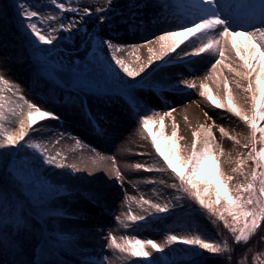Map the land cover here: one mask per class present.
Masks as SVG:
<instances>
[{
  "label": "rangeland",
  "instance_id": "1",
  "mask_svg": "<svg viewBox=\"0 0 264 264\" xmlns=\"http://www.w3.org/2000/svg\"><path fill=\"white\" fill-rule=\"evenodd\" d=\"M33 1L36 2L37 9L45 16L59 12L51 4V0ZM133 1L113 0L109 11L97 13L98 7H108L107 0H75L71 6L81 9L90 6L93 15L85 17L87 23H83L82 27L78 26L70 32H57L59 35L68 37L61 47L66 58L72 62H79L92 52L98 42L103 54L111 60L113 50L102 43L111 40L114 44L125 46L122 51L116 52V55L124 59L133 69H138L141 64L147 63L150 56L147 49L152 45L138 47L135 52L131 46L144 45L146 41L158 37L156 34L162 30L177 29L193 22L198 15V10L192 6L191 0H174L180 3L181 10L177 13L172 8H164L169 0H149L143 5L136 2L138 7L127 6L129 3L133 4ZM256 1L254 4L259 5V0ZM235 3H242V0H235ZM240 10L244 9L237 10L234 15L230 9H227L229 16L232 17L231 20L239 18L237 13ZM81 16H84L82 11L79 15L67 12L61 16V19L67 21L76 17L79 20ZM97 16H107V19L101 23ZM8 18L9 14H3L0 10V75H4L12 84L18 85L19 92L28 101L60 116V120H54L52 129L42 130L39 136L40 141L45 144L49 155L55 156L59 151L66 165L76 164L80 168V171L76 172L68 167L55 169L49 167L42 173L47 180L65 190V194L54 202V207L60 210L59 234L62 238L76 241L80 247L78 250L59 249L58 257H51L44 264H69L70 262L74 264H147V261L143 259L130 256L121 259L118 252L107 248L105 238L111 232L118 241L121 237H135L163 244L166 239L163 221H172L184 210V208L173 207L169 199L172 194L177 193V190L169 185L172 183L179 185L178 181L174 179L171 171H146L143 168L134 167L136 163L152 167L154 147L149 138L145 139L141 135L140 126L132 116L130 107L122 100L87 95L83 101L57 103L51 100L44 101L33 93L30 60L26 58L24 48L14 38L15 27L8 22ZM47 24L58 27L59 21H48ZM232 24H235L232 27L236 30L251 28L254 24H259V14ZM245 39L246 37H240L241 41ZM190 46L191 41H187L181 48ZM154 49L159 51L157 47ZM177 51L179 52L180 49ZM137 55L140 57L139 61L136 59ZM226 56L228 59L225 63L238 62L234 52L229 51ZM217 58L210 54H203L201 57L181 60L173 53L165 57L164 61H156L150 67H146L139 77L132 80L135 86H139L138 96L142 99V103L158 113L154 117L157 123L166 111L175 109L172 117L164 118L163 125L165 131L172 134L173 117L175 118V123L179 125V136L184 138L179 140L181 156L191 154L192 133L198 130L201 124L208 127L215 121L212 131L216 142L225 150L222 160L231 158L235 161L241 157V154L246 157L250 150V148L242 147L247 142L245 138L250 135L248 125L229 112L227 107L216 108L206 97L199 96V91L202 90L199 87L187 89L179 83L182 79L194 80L197 85L201 82L207 83L214 99L226 104V91L223 84L217 87L216 74L211 73V64ZM53 73L66 81L71 77L59 65L55 66ZM223 74L227 75L230 81L232 80L233 74L227 69H224ZM206 75L212 78L204 79ZM243 83L246 86L247 82ZM231 87L235 98L234 103L251 114V94H245L242 89H237L234 83ZM12 91L17 90L13 88ZM197 101L202 120L191 112L180 111L183 107H188ZM88 113H91V116ZM220 126H223L231 136L239 139L240 145H236L228 137H222L219 132ZM77 139L80 141L79 144L76 143ZM259 147L260 145L257 144L258 149ZM126 152H130V156L126 160V166L119 169L123 176V186H121V182H118L115 177L117 168H113L112 165L102 168L99 164L113 157L119 158ZM24 157L33 158L34 152L30 148H25L17 155L18 159ZM34 164L41 167L42 163L37 158ZM232 167H235L234 163L223 165L226 172H230ZM251 170L252 162L248 160L244 171L250 174ZM161 180L165 183H160ZM243 180V176L237 175L232 183L243 182ZM149 181H155V183ZM70 195L78 197L77 201H69ZM132 197H135V200H132ZM141 197L153 203L167 204L169 211L157 213L148 205H144V209H147L144 211L139 204ZM129 209L132 214L143 215L146 219L135 223L128 222L130 226L123 227L116 217L126 220L125 214ZM23 215L25 224L16 232L12 233L11 228L0 227V240L3 241L0 244V264H17L15 255L16 257L25 256L31 264H34L36 249L44 240L43 228L35 218L28 217L24 213ZM17 235L20 238L14 245L20 249L19 254L13 252V244L10 243L12 237ZM148 250L152 251L150 259L157 264H172L175 253L180 256L188 253V248L179 242L165 247L162 253L155 252L150 247Z\"/></svg>",
  "mask_w": 264,
  "mask_h": 264
},
{
  "label": "snow or ice",
  "instance_id": "2",
  "mask_svg": "<svg viewBox=\"0 0 264 264\" xmlns=\"http://www.w3.org/2000/svg\"><path fill=\"white\" fill-rule=\"evenodd\" d=\"M74 2L75 0H51V4L59 12L55 15L47 16L29 4L27 0H16L15 8L17 14L21 17L24 27L34 37L35 42L42 45H52L57 40V36L54 33L58 31L70 32L72 29L78 28V26L82 27L83 23H87L85 17L93 15L90 6H85L81 9L71 6ZM191 3L198 10V15L193 22L182 25L177 29L165 31L153 40L146 41L144 45L131 46L135 52L138 47L159 44V51L153 47H148L149 59L146 64H141L138 69H133L124 59L116 55V52L122 51L125 46L114 44L111 40H106L102 43L113 50L111 60L114 64L128 78L133 80L139 77L146 67H150L156 61H164L165 57H169L173 53L181 60L190 57H201L203 54L218 57L211 64V73L216 74L217 87L221 83L223 84L226 91V104L214 99L207 83L201 82L197 85L194 80L188 79H182L179 83L183 84L187 89L199 87L202 89L199 91V96L206 97L216 108L223 109L227 107L229 112L248 125L250 135L245 138L247 142L242 145L243 148H250L247 157L245 158L241 154V157L235 161L231 158L222 160L225 156V150L216 142L215 134L212 131L215 121H213L212 126L208 127L201 124L199 129L192 133L191 154L181 156L179 154L178 141L184 138L179 136V125L175 123V118L173 117L174 131L171 137L168 138L172 141L169 148L162 149L157 134L150 133L152 145L159 157L162 158L163 166L153 169L144 164L136 163L134 167L136 169L143 168L146 171H171L174 179L179 181V185L172 183L169 187L176 189L178 193H182L183 197L194 201L209 217H216V220L223 222L224 228L231 233L235 244L240 245L243 243L247 245L257 233V230L264 225V126H260V122L264 121V0H259V24L239 30L233 29L232 22L227 16L222 15V0H191ZM112 4L113 0H107L108 7H98L96 12H107L111 9ZM138 6L133 5V7ZM81 11L84 16H81L79 20L76 17H72L67 21L61 19L64 13L72 12L79 15ZM97 19L103 23L107 16H97ZM38 21L39 24H46L48 21H59V24L58 27L49 25L47 28H42L39 26ZM241 36L246 37V39L241 41ZM187 41H191V46L181 48ZM178 49H180L179 52L177 51ZM229 51L235 53L238 62L225 63L228 59L226 53ZM136 59L139 61L140 57L137 55ZM224 69L233 74L231 81L227 75L223 74ZM221 77H223L222 80ZM211 78L210 75H206L204 79ZM244 81L247 82L246 86L243 83ZM232 83L235 84L237 89H242L245 94H251V114L234 103ZM130 87H135V85ZM5 88L9 92L13 88L19 91L18 85L12 84L4 75H0V150L25 146L39 153L43 157V163L45 164L56 168L68 167L79 172L80 168L76 164L66 165L63 162L64 157L61 156L59 151L55 156L49 155L48 149L43 142L29 137L30 130L39 131V129L34 128L38 122L45 119L58 121L60 116L50 110L42 109L35 103L29 102L23 95L19 96V100L23 101V104L14 106L6 104ZM174 111V108L169 109L160 117L158 123H160L161 127L163 126L164 118L172 117ZM88 114L91 116V113ZM157 115L158 113L153 111L152 115L145 114L139 117V124L142 129L148 130L149 125L153 123L154 117ZM207 115V112H205V116ZM208 118L211 119V117ZM12 123H18V130L10 131L6 124ZM219 132L222 137H228L236 145H240V140L235 136H231L223 126L219 127ZM163 135V131H161L159 136L163 137ZM26 137H29V139L25 140ZM21 142L24 143L22 144ZM76 143L79 144L80 141L77 139ZM257 144L260 145L259 149ZM112 159L115 161L114 157ZM248 160L254 162V168L250 174L244 171V166ZM233 163L235 167H232L230 172L224 171V164L231 165ZM237 175L243 176L244 180L233 184L232 182L236 180ZM115 177L123 186V176L118 168L115 171ZM21 178L27 179L26 177ZM149 182L155 183V181ZM160 183L163 184L165 182L161 180ZM174 198L180 200L182 196L177 195ZM131 199L135 200V197ZM139 204L144 211H147V209H144V205H148L157 213L169 211L167 204L153 203L150 200L143 199V197H141ZM125 215L126 220L121 219L119 216L116 217L120 225L125 228L130 226L128 222L135 223L146 219L143 215L132 214L131 209ZM14 219L18 226L23 224L21 217L15 216ZM213 223H216V221H213ZM19 238V235L12 237L10 243L14 245ZM105 239L107 240V248L118 252L121 259L130 256L143 259L147 261V264H157L156 261L150 259L152 251L148 250L149 247L155 252L162 253L165 247L177 242L216 255L232 252L227 239L209 241L202 238L199 234L184 236L169 234L163 244L154 240H143L135 237H121L120 241H118L117 237L111 232L108 233ZM260 239L264 241V236H261ZM2 243L3 241L0 240V244ZM248 251H251V249ZM261 255H264V253L256 252L253 256L256 264H264L260 260ZM229 259H231V256H229Z\"/></svg>",
  "mask_w": 264,
  "mask_h": 264
},
{
  "label": "trees",
  "instance_id": "3",
  "mask_svg": "<svg viewBox=\"0 0 264 264\" xmlns=\"http://www.w3.org/2000/svg\"><path fill=\"white\" fill-rule=\"evenodd\" d=\"M27 2L37 8L36 2L33 0H27ZM15 3L16 0H0V10L3 14L10 15L8 22L14 25L16 29L14 38L25 49L30 65L33 67L31 84L33 93L45 101L51 100L60 103L78 99L83 100L88 93L117 95L131 107L132 114L138 124L139 117L145 114L152 115L153 109L146 107L138 98L137 88L130 87L134 83L133 80L128 78L118 66H115L102 53L100 43L97 42L92 53L84 56L79 62H71L61 52V46L68 37L54 33L57 40L52 45H42L35 42L34 37L26 30L21 17L17 14ZM49 25L47 23L39 24L42 28H47ZM56 65L63 67L66 72L70 73L69 81H64L58 77V82L56 81L54 75H52ZM44 84H48V87L44 88ZM60 84H64L65 88L61 87ZM20 95L22 94L19 91L9 92L5 90V103L12 106L23 104V101L19 100ZM53 124H55L54 119H45L38 122L34 128L39 129V131L30 130L29 137L41 142L39 136L42 130L52 129ZM6 126L9 127L10 131H16L19 128L18 123L6 124ZM139 126L143 137L151 140L150 133L157 134L162 149L171 146L172 141L168 138L172 134H168L164 125L161 127L155 119L149 125L148 130H143L140 124ZM156 126H158V129H156ZM260 126H264V121L260 122ZM161 131H163V137L159 136ZM29 137H26L25 140H28ZM25 148L27 147L18 146L17 148L0 150V227H12L13 232H16L25 224L23 212L37 219L43 227L44 240L37 247L34 264H44L49 258L58 257L59 249L78 250L80 247L76 244V241L62 238L59 234L60 210L54 207V202L65 194V190L42 176L45 169L49 167L55 169L56 167L43 163V157L33 149H31L35 154L33 158L16 159L18 153ZM37 158L42 163L41 167L34 164ZM251 162L253 169L254 162L252 160ZM151 166L154 169L163 166L162 158L156 153L155 148ZM177 195H181L182 198L176 200L174 197ZM74 198H76L74 195L68 197L69 201ZM169 199L173 207H183L184 211L170 222L163 221L166 237L169 234L177 236L199 234L209 241L227 239L232 249L231 253L216 255L183 244L188 248V253L183 256L175 253L172 264H256L253 260L255 253H264V241L260 239L261 236H264V225L257 230V233L247 245L243 243L237 245L231 233L224 228L223 222L216 220V217H209L194 201L183 197V194L178 192L172 194ZM15 216L21 217L22 225L18 226L16 224ZM213 221H216V223H213ZM249 249L251 251H248ZM12 250L15 254H18L20 249L13 245ZM229 256H231V259H229ZM15 258L17 264H31L25 256L19 255L16 257L15 255ZM260 260L264 262V255H261Z\"/></svg>",
  "mask_w": 264,
  "mask_h": 264
},
{
  "label": "bare ground",
  "instance_id": "4",
  "mask_svg": "<svg viewBox=\"0 0 264 264\" xmlns=\"http://www.w3.org/2000/svg\"><path fill=\"white\" fill-rule=\"evenodd\" d=\"M149 0H134L133 4L129 3L127 4V6H133L136 5V2H139V5H143L145 2H148ZM257 2L256 0H242V3H235V0H222L221 3V8H222V14L224 16H227L228 19L232 22V23H237L239 21H241L242 19H248L249 16L255 15L254 13L259 12V5H255L254 3ZM168 5H166L164 8H172L176 13L179 12L181 10L180 8V3L179 1H174V0H169ZM222 4H225V6H222ZM246 7V8H244ZM244 9V10H240L239 13H237L238 15V19L237 20H231L232 17L229 16L227 9H230V11L232 12V14H236L235 12L239 9ZM190 24V23H189ZM232 26L234 27L235 24H232ZM251 27V26H250ZM161 32H165V30H162ZM161 32L157 33L156 35L159 36L161 34ZM189 42V41H188ZM152 47L154 48H159V44H152ZM199 102H194L191 103L190 106L188 107H183L182 109H180V111H187V112H191L193 115H195L196 117H198L199 120H202L201 118V113L199 110ZM130 156V152H126V153H122L119 158H115V161L113 159H107L106 161L100 162L99 166L102 168H108L111 167V165L113 166V168H118V169H123L126 166V160L128 159V157ZM77 198H74L73 200H71V202H75L77 201Z\"/></svg>",
  "mask_w": 264,
  "mask_h": 264
}]
</instances>
